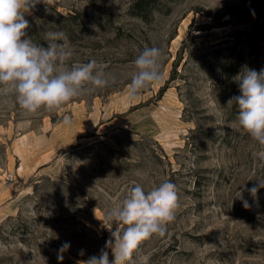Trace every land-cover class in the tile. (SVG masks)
<instances>
[{
  "label": "rangeland",
  "instance_id": "rangeland-1",
  "mask_svg": "<svg viewBox=\"0 0 264 264\" xmlns=\"http://www.w3.org/2000/svg\"><path fill=\"white\" fill-rule=\"evenodd\" d=\"M25 18L33 42L62 32L68 66L95 59L110 83L35 114L0 86V264L99 255L110 232L98 218L137 183L165 180L177 186L175 220L130 264H264V188L244 190L264 177V148L227 106L242 66L264 69V0H52ZM146 46L162 50L163 80L132 99Z\"/></svg>",
  "mask_w": 264,
  "mask_h": 264
},
{
  "label": "clouds",
  "instance_id": "clouds-1",
  "mask_svg": "<svg viewBox=\"0 0 264 264\" xmlns=\"http://www.w3.org/2000/svg\"><path fill=\"white\" fill-rule=\"evenodd\" d=\"M41 2L49 6L52 0H0V86L11 88L18 106L31 114L42 109L56 112L71 100L110 83L104 67L95 59L68 66L71 51L66 48L62 32L47 37V46L29 38L30 24L25 14ZM162 55L159 47L146 46L136 56V71L129 86L132 99L163 80ZM232 79L240 94L230 97L227 106L235 104L240 128L264 148V69L257 71L245 65ZM63 123L71 125L72 121L65 116ZM258 155L264 160V151ZM254 179L257 183L244 190L257 198L259 190L264 188V177ZM235 198L245 208L251 207L242 191ZM178 207V191L173 182L165 180L147 191L137 183L119 207L106 210L103 219L97 217L94 209L110 237L99 255L76 264H130L134 250L142 241L165 234L167 226L175 220ZM69 248L68 242L61 246L59 259H63V252ZM79 254L84 255V251Z\"/></svg>",
  "mask_w": 264,
  "mask_h": 264
},
{
  "label": "trees",
  "instance_id": "trees-1",
  "mask_svg": "<svg viewBox=\"0 0 264 264\" xmlns=\"http://www.w3.org/2000/svg\"><path fill=\"white\" fill-rule=\"evenodd\" d=\"M136 7H138V8H143L144 6H143V4H142V2L141 3H138V4H136L135 5Z\"/></svg>",
  "mask_w": 264,
  "mask_h": 264
}]
</instances>
